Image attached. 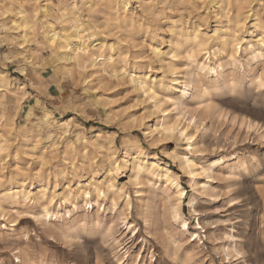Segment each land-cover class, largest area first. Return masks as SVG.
<instances>
[{"label":"rangeland","instance_id":"374dc122","mask_svg":"<svg viewBox=\"0 0 264 264\" xmlns=\"http://www.w3.org/2000/svg\"><path fill=\"white\" fill-rule=\"evenodd\" d=\"M118 1L0 0V264H243L239 240L264 264V0ZM18 6L35 10L26 41ZM74 24L92 55L76 64L44 39ZM160 123L174 130L145 135ZM138 154L180 201L161 169L125 170Z\"/></svg>","mask_w":264,"mask_h":264},{"label":"bare ground","instance_id":"6f19581e","mask_svg":"<svg viewBox=\"0 0 264 264\" xmlns=\"http://www.w3.org/2000/svg\"><path fill=\"white\" fill-rule=\"evenodd\" d=\"M91 1L95 2V5L99 4V2H107V3L110 2V0H88V3L91 2ZM60 3H62V1H60ZM238 5H239V3H238ZM74 9H76V5H74V4L72 6H70V8L68 10L64 9V7L61 8L60 9V12L62 14L61 15L62 20L64 18L66 19L70 15H73L74 14ZM113 10L115 11V14H117V12H119V11H122L123 13H127L129 11V3H128V1H126V0H119L116 3V5L114 6ZM17 15L19 16V18H18L19 21L17 23H15L16 30H21L22 38H23L22 40L26 41V37H27V34H28L27 31H32L33 32V30H34V26H35V22H36V20H35L36 18H34V16H35V10L32 13L29 14V12H27L26 10H24L21 6H18V8H17ZM253 26L254 27H258L259 26V20L258 19H256V18L254 19ZM49 27H50V30L47 31V32H44L45 42L48 45H50V46L57 45L58 49L61 50V53H62L63 56L64 55H69V57H66V59L68 58V60H73L75 62V64L78 63L82 58H86V59H90V60L92 59V55H90V51H89L90 49H89V47L87 45H85L83 43L82 44V47L80 49V47H78L76 45L72 46V44H71V42H73V40L79 39V35H80V31H81V25L80 24L70 25V26H68L67 30L62 29V33L61 34L58 33V32H56L51 27V25H49ZM219 31L220 30H215L214 31V34H219L220 33ZM194 34L197 35V32L194 33ZM85 39H87V38H85ZM76 44H78V43H76ZM93 44H94V42H93ZM90 46H91V44H90ZM151 51L153 52L154 56H157L158 57L160 55L158 49H153ZM96 59H98V58H96ZM108 60L111 61L110 58L109 59H106V60H102L103 61L102 62V65L105 64ZM92 64H93V62H92ZM90 67H93V66L90 65ZM215 73L218 74L216 71H215ZM128 77L130 78L131 82L134 85H139V86L141 85V83L138 81L139 79L136 80L135 79V76L133 74L132 75H128ZM177 84H178V88H179L178 90L181 91V93H182L183 96L190 95V94L193 93L194 87L192 86V84L190 82H188L186 80H181V81H178ZM141 88H143V87L141 86ZM143 94H145V93H143ZM154 104L156 106H158V102L156 100L154 101ZM46 115H47V113H46ZM170 124L169 123H160V129H158V127H157L159 125H157V126L154 125L153 128H149L151 130L146 131L144 133L148 137H150L155 132H158L160 135L167 134V133L172 132L174 130L172 124L171 125ZM153 139H154V137H153ZM171 153H172L171 154L172 159L178 161L180 165H184V167L186 169H188L189 175L192 176V177H194V174L195 173L193 172L192 169L194 168L195 165L191 161V159H188V158L186 159L185 158V161H184L183 160V157H180L176 150L175 151H172ZM126 157H127V159L124 161V166L123 167L128 172H132L137 179L141 178L143 176V174L146 173V172L147 173H149V172L153 173V172L161 169V171L164 172V174H163L162 177L169 184L170 188H174L175 189L174 192H175V194L177 196L178 201H180V199L183 196V190L180 187V185L177 182V180L175 179V177L170 175V170H169L168 166H165L164 168H161L160 167V162H159L158 159L153 158L152 160L148 161V160H146L147 159L146 157H141L140 154H138V155H128ZM216 162L217 161L212 162L213 163V166H214V164ZM78 187L80 188L82 186L80 184H78ZM191 187H193V184L191 185ZM255 192L259 196V199H260V202H261V207H260L261 214L260 215H261V220L263 221V225L261 226L260 239L264 242V188H262V187L261 188L260 187L257 188L256 187L255 188ZM85 194H86L85 195L86 196V199H89L90 200V193L89 192H86ZM191 211L194 213V212H196V209H191ZM173 213H174L175 219H178V220L181 219V212H180V208L178 206L175 207V208H173ZM44 216H50V214L47 211H45ZM182 225L184 226L183 228H188L187 227V223H186L185 220H182ZM197 227L199 229H203V227L201 226V224L199 222H197ZM230 237H232V236L230 235ZM227 251H228L227 255H231L233 253H236L237 255H242L243 256L242 257L243 258L242 263L243 264H247L246 259L244 257L245 253H244V251L242 249V240H239L238 242H235V247L232 250L227 249ZM86 254H87V252L85 251L84 255H82V258H84V261L86 262L85 264H91V262L93 260L92 259H87L86 258ZM93 264H104V263L102 262V260L96 258V260L94 261Z\"/></svg>","mask_w":264,"mask_h":264}]
</instances>
